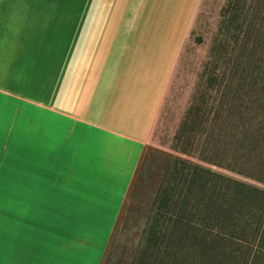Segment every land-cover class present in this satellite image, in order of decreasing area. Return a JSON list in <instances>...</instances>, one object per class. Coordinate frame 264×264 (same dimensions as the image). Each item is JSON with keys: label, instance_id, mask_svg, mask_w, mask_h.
I'll return each mask as SVG.
<instances>
[{"label": "crops", "instance_id": "0c3cea01", "mask_svg": "<svg viewBox=\"0 0 264 264\" xmlns=\"http://www.w3.org/2000/svg\"><path fill=\"white\" fill-rule=\"evenodd\" d=\"M118 7L0 0V264L104 261L171 78Z\"/></svg>", "mask_w": 264, "mask_h": 264}, {"label": "rangeland", "instance_id": "374dc122", "mask_svg": "<svg viewBox=\"0 0 264 264\" xmlns=\"http://www.w3.org/2000/svg\"><path fill=\"white\" fill-rule=\"evenodd\" d=\"M114 15L129 19L115 26L131 29L137 37H153L137 40L131 53L135 62L147 60L155 69L171 72L142 169L102 263L140 264L174 159L264 190L255 180H264V165L253 172L244 161L234 164L229 153L242 136L234 138L236 132L230 130L243 121L232 106L234 95L225 94L233 76L239 83L264 71V0H119ZM239 91L237 108L249 100L246 86ZM221 99L227 108L215 125L211 122Z\"/></svg>", "mask_w": 264, "mask_h": 264}, {"label": "trees", "instance_id": "16d2710c", "mask_svg": "<svg viewBox=\"0 0 264 264\" xmlns=\"http://www.w3.org/2000/svg\"><path fill=\"white\" fill-rule=\"evenodd\" d=\"M236 85L248 88L241 108ZM225 94L234 95L232 106L243 121L230 130L242 136L229 153L234 164L244 161L258 172L264 165V71L239 83L233 76ZM222 99L212 124L227 108ZM166 181L140 264H264V190L180 159Z\"/></svg>", "mask_w": 264, "mask_h": 264}]
</instances>
